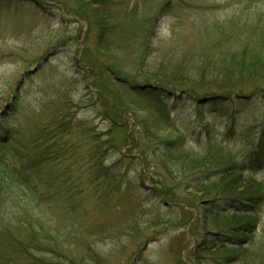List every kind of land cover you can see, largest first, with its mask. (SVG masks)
I'll list each match as a JSON object with an SVG mask.
<instances>
[{
	"label": "rangeland",
	"instance_id": "1",
	"mask_svg": "<svg viewBox=\"0 0 264 264\" xmlns=\"http://www.w3.org/2000/svg\"><path fill=\"white\" fill-rule=\"evenodd\" d=\"M35 1L0 0V127H17L25 156L35 145L50 159L22 168L37 198L3 212L0 264H264V201L236 259L190 255L240 221L214 220L208 207L225 204L189 189L213 174L183 157L213 146L259 157L242 177L264 191V93L204 103L157 76L263 50L264 0Z\"/></svg>",
	"mask_w": 264,
	"mask_h": 264
},
{
	"label": "trees",
	"instance_id": "2",
	"mask_svg": "<svg viewBox=\"0 0 264 264\" xmlns=\"http://www.w3.org/2000/svg\"><path fill=\"white\" fill-rule=\"evenodd\" d=\"M33 1L40 6L38 1ZM107 1L90 0L89 4L104 8ZM203 60L205 66L202 69L199 68V71L190 68L184 69L182 66L171 67L167 65V72L164 73L158 69L161 74L157 76L162 79L164 76L167 77V81L175 87L185 85L184 88H173L174 90L169 92L173 97L179 92L182 95L187 94L191 98L200 97L204 103L223 101L234 96L247 97L254 93H264V45L263 50H249L245 45L239 52L219 55L216 64L207 55L204 56ZM110 73L116 74L112 70H110ZM97 75L101 76L100 72ZM148 75L153 74L148 73ZM115 79L118 82L126 83L125 79L118 77ZM248 86L251 87L250 93L244 94ZM130 87L132 90L138 88L136 85H130ZM212 87H214V90L211 89ZM139 90V94H143L147 99L151 97L157 99L158 97V95L148 90L147 85L139 87ZM213 103L215 105V102ZM107 114L110 115L107 116L108 119L113 118L112 114ZM121 119H119L120 122H122ZM18 135L17 127L13 125L0 127V223L3 221V212L5 214L7 206L26 211L29 210L28 205L37 198L35 196L36 188L31 181L27 182L28 184L23 181L22 168L24 164L27 163L31 170L35 169L36 171V167L45 160L50 159V148L46 147L41 150L35 145L32 147L31 157L25 156L24 149L17 148L14 145ZM183 157L187 159L189 169H193V172L199 171L196 175L206 172L213 174V180L207 183H194L189 189H198L196 191L203 195L200 199H203L202 201L206 205L220 201L225 204V209L222 211L207 206L211 209V213L216 214L214 220L217 222L220 219L240 221V223L230 226L226 230L227 232L220 230L224 236L223 240L219 242L212 241L209 244L199 243L190 252V255L197 259V255L203 256L205 254L202 253L206 252L207 255L215 259H223L224 262L236 259L240 254V249L251 241V236L255 233L257 213L264 201V191L261 184L252 179L246 181L242 177V172L245 169L253 170L258 167L261 163L260 158L252 157L247 165V163L238 161L234 158L235 155L220 146L209 147L204 154L199 156L185 154ZM181 201L187 204H184L185 206L192 205L191 201L200 204L199 198L193 199L189 196H184ZM203 210L206 211L207 208L204 207ZM202 217L204 218V216ZM214 255H218V257Z\"/></svg>",
	"mask_w": 264,
	"mask_h": 264
}]
</instances>
